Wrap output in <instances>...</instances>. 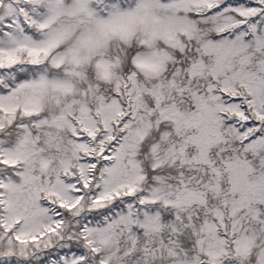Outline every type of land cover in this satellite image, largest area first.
<instances>
[{
    "label": "snow or ice",
    "instance_id": "1",
    "mask_svg": "<svg viewBox=\"0 0 264 264\" xmlns=\"http://www.w3.org/2000/svg\"><path fill=\"white\" fill-rule=\"evenodd\" d=\"M0 264H264V0H0Z\"/></svg>",
    "mask_w": 264,
    "mask_h": 264
}]
</instances>
